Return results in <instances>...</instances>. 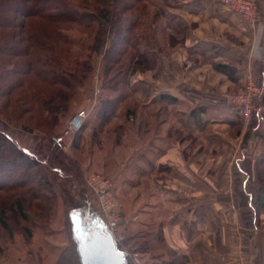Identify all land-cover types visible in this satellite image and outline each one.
Segmentation results:
<instances>
[{
  "label": "crops",
  "instance_id": "crops-1",
  "mask_svg": "<svg viewBox=\"0 0 264 264\" xmlns=\"http://www.w3.org/2000/svg\"><path fill=\"white\" fill-rule=\"evenodd\" d=\"M258 3L262 20L250 25L220 0H155L150 30L170 38L152 35L139 49L154 55L156 67L139 69L122 90L127 149L116 153L127 144L116 136L103 159L98 141L115 196L137 189L135 201L116 199L120 207L144 208L138 226L154 227L153 237L159 233L185 264H264L257 202L264 201V92L248 126L223 98L250 77L264 88V0Z\"/></svg>",
  "mask_w": 264,
  "mask_h": 264
},
{
  "label": "rangeland",
  "instance_id": "rangeland-1",
  "mask_svg": "<svg viewBox=\"0 0 264 264\" xmlns=\"http://www.w3.org/2000/svg\"><path fill=\"white\" fill-rule=\"evenodd\" d=\"M68 1L73 7L79 9L82 4L88 5L89 12L107 11L108 9L113 10L119 7V0ZM154 2L155 0H144L139 5L140 9L131 10L130 13L122 16L121 21L124 26L136 22L137 19L144 24L141 28H138L135 34L137 51L141 47L146 46L152 35L165 41L170 38L163 34L161 30L158 33L150 30V16L153 13ZM96 19H92V24L96 22ZM156 25L157 23H154V26ZM35 26L37 28V25ZM85 26L78 27V30L72 31L71 34L77 37L76 39L86 41L87 44L85 42V46H87L90 40H86V35L91 34L94 37L98 27L87 28ZM176 37L180 39L179 36ZM82 49L85 50L83 46ZM78 50H81L80 46L72 45L71 52L68 53L65 47L57 42L56 49L47 50L48 52L52 51L53 59L56 58L55 66L59 68H63L62 66L65 68L69 67L72 72L70 73L72 75L70 79L73 83V88L69 91L72 93L71 96L67 102L62 100L54 102V107L56 108L54 113L55 122L54 116H51L52 113L45 114L47 108L38 107L36 101L28 102L26 89H15L9 98L6 96L5 98H0V131L15 140L31 156L43 161L42 172L47 175V179L51 183L49 190H45V193H43L45 200L42 203L32 196L25 198L22 190L17 191V194L11 198L6 195L7 192L0 191V202L5 200V207L9 200L21 202L23 209H25L27 221L26 224L20 221V217L14 219L12 213L15 210L8 211L9 216L6 218L9 219V223H12V228L6 230L0 225V264L3 263L2 261L5 262L4 264H79L77 263L78 258L75 250L76 242L72 235L70 213L75 206L83 205L86 199L90 201L89 203L93 206L96 213L106 221L108 228L115 234L120 247L127 252L128 261L132 262V264H145V261L151 264L154 261L152 260L151 262L150 260L152 255L157 258H168L167 260L178 257L183 261L184 257L182 254L175 253L171 248L169 249L159 233L153 237L154 234L151 231H153L154 227L148 224L138 226L139 224L137 223L140 219L137 217L144 208L140 210L137 209V206L134 208L130 202L126 203L128 205L127 208L120 207V202L118 204L116 199L119 201L120 195L127 200H134L135 197L132 196L138 195L136 194L137 189L122 188L121 194L116 193L115 196L113 179L109 178L110 175L106 177L107 173L101 169L103 165L101 164L102 159L98 155H100L99 149L101 151L102 149L99 148L97 150L98 146H100V141L105 150L102 158L108 155V152L105 153L107 150H112L107 144L116 148V136L124 137L123 139H126V141L123 143H127L126 146L120 144L121 147L116 148V153L127 149L129 144L127 136L129 135L128 132L132 130L123 124L126 122L124 102L117 104L121 114L120 118L112 120V116L98 136L94 134L93 130L83 131L81 127L80 129H75L72 126V119L84 109L91 111L89 118H87L89 124H91L90 120L94 119L96 112L94 106L102 102L101 98L103 96H108L112 93L108 91L106 86L107 80L113 73L110 71V74H105L106 64L103 61L102 54L99 52L93 54L91 59L92 70L87 71L83 75L84 72L81 68L83 67L82 69L84 70L86 65L83 66L81 63L82 66H80L71 54L72 52L75 54ZM58 55L61 57L60 60ZM65 63L70 66L65 65ZM125 63L124 65L116 66L115 75L119 74L129 64L127 61ZM34 84L36 86L34 90L37 92L40 90L45 99L51 96L54 89L59 88L58 86L51 88L44 83L38 84V81ZM34 90L32 89L31 91L34 92ZM50 124L57 125V127L54 125L56 127L55 131L48 130ZM119 125L121 128L116 131L115 129ZM110 137H112L111 140ZM126 154L127 150L124 156ZM115 157L118 160L119 156L115 155ZM106 163L108 166H112L111 162ZM99 176L104 177L108 181V189L113 192L112 195L115 200L113 206L117 207L114 211L103 206V200L102 198L100 199L99 193L92 188L94 184L96 185L100 182ZM142 195L146 196V192H142ZM39 207L44 208V210L41 211L42 208L39 210ZM158 262L160 261H157V264Z\"/></svg>",
  "mask_w": 264,
  "mask_h": 264
},
{
  "label": "trees",
  "instance_id": "trees-1",
  "mask_svg": "<svg viewBox=\"0 0 264 264\" xmlns=\"http://www.w3.org/2000/svg\"><path fill=\"white\" fill-rule=\"evenodd\" d=\"M143 1L119 0L117 9L89 12L88 5L82 4L81 8L83 9H79L73 7L68 0H0V98H5V96L9 98L12 91L23 88L26 89L29 103L36 101L38 107L47 108L45 114L50 112L51 116H54L56 111L54 102L58 100L67 102L72 94L69 92L73 88L70 79L72 72L69 67L55 66L56 58L53 59L52 51L48 52L47 50L56 49V42L65 47L68 53L71 52L72 45L80 46L81 50L71 54L80 66L86 65L84 70L83 67L81 68L84 72L83 75L92 70L91 59L95 52H99L106 64L105 74H110V71L113 73L107 80L106 87L109 92H117L119 95L111 98L103 96L102 102L94 106L98 119H96L97 123L93 131L98 136L111 117L118 114L119 106L117 104L125 101L121 92L126 88V85L130 84L132 76L139 69L148 70L156 67L157 63H155L153 54L138 52L139 49L137 51L135 34L138 28H141V21L137 19L136 22L127 26H124L121 21L122 16L126 13L140 9L139 5ZM94 18L97 19L92 24ZM82 25H86L87 28L98 27L94 37L91 34L86 35V40H90L87 46H85L86 41L76 39L77 37L71 34ZM82 46L85 50L82 49ZM58 58L60 60L61 57L58 55ZM125 61L129 64L115 75L116 66L126 64ZM65 65L70 66L68 63ZM37 81L38 84L44 83L51 88L54 86L59 88L54 89L51 96L45 99L40 90L38 92L34 90L36 88L34 83ZM32 89L34 92L31 91ZM89 112L91 114V111ZM235 115L243 123L242 118L236 113ZM87 124L88 119H85L81 129H84ZM54 125L50 124L48 130L55 131L57 125H55L56 127ZM42 167L43 161L31 156L15 140L0 131V191L7 192L6 195L11 198L17 194V191L22 190L25 198L32 196L37 201L44 202L45 195L43 193L45 190H49L51 183L47 179V175L42 172ZM89 202L86 199L83 205L75 206L71 210L70 221H72L73 213H77L85 223H90L95 216L101 217ZM257 202L264 206L263 200L258 199ZM0 203L3 204H0V225L4 229L12 228V223H9V219L6 218L9 216L8 211L10 210H15L12 213L14 219L20 217V221L27 222L25 209L21 202L9 200L6 207L4 206L5 200H1ZM40 208L42 207L38 209L40 210ZM43 210L44 208L41 211ZM73 225L72 221V230ZM72 235L76 242L77 263L81 264L79 250H77L78 242L74 233ZM117 245L123 250L118 242ZM150 260L151 262L154 260L151 264H157V261H160L158 264L185 263L178 257L167 260L152 255ZM127 262L132 264L128 258ZM145 264L149 263L145 261Z\"/></svg>",
  "mask_w": 264,
  "mask_h": 264
},
{
  "label": "built area",
  "instance_id": "built-area-1",
  "mask_svg": "<svg viewBox=\"0 0 264 264\" xmlns=\"http://www.w3.org/2000/svg\"><path fill=\"white\" fill-rule=\"evenodd\" d=\"M220 3L228 10L238 13L250 25H255L262 20L260 5L257 0H220ZM263 92L264 88L260 86L253 77H250L244 89L238 90V92L226 91L223 98L231 109L242 118L243 124L248 126L254 117L255 100L263 94ZM89 115L90 112L86 109L79 113V116L82 118V122L87 119ZM98 178L101 179L100 182L96 185L94 184L92 188L99 193L100 199L102 198L103 200V206L114 211L117 207L113 206V202L115 200L112 195L113 192L108 189V181L101 176Z\"/></svg>",
  "mask_w": 264,
  "mask_h": 264
},
{
  "label": "water",
  "instance_id": "water-1",
  "mask_svg": "<svg viewBox=\"0 0 264 264\" xmlns=\"http://www.w3.org/2000/svg\"><path fill=\"white\" fill-rule=\"evenodd\" d=\"M71 122L75 129H80L83 124L79 115ZM72 221L81 264H128L126 252L118 247L116 236L105 220L95 216L90 223H85L73 213Z\"/></svg>",
  "mask_w": 264,
  "mask_h": 264
}]
</instances>
